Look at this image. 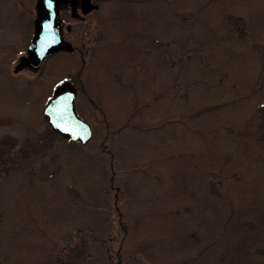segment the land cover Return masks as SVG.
Instances as JSON below:
<instances>
[{
    "label": "rangeland",
    "instance_id": "obj_1",
    "mask_svg": "<svg viewBox=\"0 0 264 264\" xmlns=\"http://www.w3.org/2000/svg\"><path fill=\"white\" fill-rule=\"evenodd\" d=\"M31 7L28 1L24 9L18 0H0V144L7 145V140L20 142L33 133L31 127L41 130L45 126L39 117L34 122L28 104L26 81L39 69L27 64L14 71L26 55L25 47L19 50L15 44L22 41L23 33L29 28L30 15L33 18L36 15L34 6ZM162 8L147 10L148 18L138 20V0H110L103 8L98 5L88 13H83L78 5L73 17L68 4L59 6L63 16L62 38L83 49L86 58L82 81L85 87L87 81L93 85L99 83L104 96L111 123L115 181L118 180L117 205L123 212L126 235L123 236L117 224L105 155L98 149L103 127L80 94L75 99L76 112L94 129L88 143L82 145L52 135L53 143L45 157L34 156L33 162L4 176L8 180L3 188L7 190L8 186L10 196L17 193L13 181L20 188L23 184L26 188L38 183L39 179L45 183L31 186L35 197L22 203L25 210L17 225L11 226L10 209L5 224L0 227V264H117L118 253L122 264H212L207 258L210 253L213 263V255L217 261L220 245L215 231V245L212 249L211 245L203 248L216 223L207 227V223L201 222L199 228L196 218L189 224L185 216L179 217L174 207L168 205L173 203L172 191L176 183L178 186V177L172 161L160 154L167 145V140L160 137L164 127L155 132L152 128H138V116L143 113L138 104L150 99L143 94L144 89L154 86L155 94L173 90L172 60L180 48L176 52L170 49L173 44L168 38L170 16ZM146 20L152 27L148 40L154 44L160 41V47L167 41L164 59L160 60V54L157 64L145 59L144 54L152 49L144 37L149 27ZM77 56L78 52L71 58L76 61ZM76 68L77 62L71 68L63 57H56L48 66L52 88ZM4 75L8 76L5 82ZM157 122L159 119L151 123ZM31 202H35L36 210L40 209L41 213L29 209ZM37 224L41 225L40 231L34 230ZM194 231L198 236L188 235ZM39 256L43 260H38ZM54 256L58 258L56 262Z\"/></svg>",
    "mask_w": 264,
    "mask_h": 264
},
{
    "label": "trees",
    "instance_id": "obj_2",
    "mask_svg": "<svg viewBox=\"0 0 264 264\" xmlns=\"http://www.w3.org/2000/svg\"><path fill=\"white\" fill-rule=\"evenodd\" d=\"M26 1L30 8L34 6L35 0H18V3L25 9ZM94 1L100 8L110 2ZM157 5L164 6L170 16L168 38L174 44L171 51L180 50L172 60L173 90L155 94L154 86L144 89L143 94L150 99L138 104L143 112L138 116V128H152L155 132L164 127L160 137L167 140V145L160 154L172 161L178 177V186L176 183L172 191L173 203L168 205L174 207L179 217L185 216L189 224L196 218L199 228L201 222L207 223V227L216 223L211 235L215 231L220 254L217 261L213 255L214 263L209 258L211 253L207 256L212 264H264V0H138V20L148 18L147 10L160 9ZM29 18V28L23 33L22 41L15 44L19 50L24 49L32 35L33 17ZM146 21L149 27L144 37L152 49L144 54L145 59L157 64L159 55L166 54L167 41L161 47L160 41L157 44L149 41L147 35L152 27ZM76 52L74 61L71 55ZM56 57H63L71 68L77 62L76 71L67 72L62 79L74 82L76 97L81 94L82 101L95 111L102 124L98 149L105 155L117 224L125 236L126 225L115 189L118 180L115 181L111 123L98 88L100 84L87 81L85 87L82 81L86 58L81 48L73 46L72 52L61 49L47 55L37 67L38 73L26 81L29 112L34 122L39 117L45 126L41 130L31 127L33 133L20 142L5 140L7 145L0 144V178L14 169L24 168L33 162L34 156L45 157L53 143L52 135H59L41 114L53 87L48 66ZM7 79L4 75L3 82ZM4 179L0 185V227L5 224L10 209L11 226L17 225L25 210L22 203L35 197L32 187L45 183L39 179L38 183L26 188L23 184L20 188L13 181L19 195L10 196L8 186L7 190L3 188L8 178ZM29 209L41 213L40 209L36 210L35 202L29 204ZM37 225L34 230L40 231L41 225ZM1 231L0 228V235ZM194 232L188 235L195 238L198 234ZM211 235L203 248L211 245L212 249L215 245ZM43 258L39 256L38 260ZM54 258L56 262L57 256ZM117 264H122L119 253Z\"/></svg>",
    "mask_w": 264,
    "mask_h": 264
},
{
    "label": "water",
    "instance_id": "obj_3",
    "mask_svg": "<svg viewBox=\"0 0 264 264\" xmlns=\"http://www.w3.org/2000/svg\"><path fill=\"white\" fill-rule=\"evenodd\" d=\"M63 0H36V15L33 20V34L26 45V55L15 65L14 71L29 64L38 67L43 58L58 50L73 51L69 41L60 33L59 5ZM72 11L77 0H67ZM81 10L88 13L97 7L91 0H80ZM67 29L70 26L67 25ZM76 87L69 80L57 84L42 107L50 128L65 138L85 144L92 136V128L81 118L75 108Z\"/></svg>",
    "mask_w": 264,
    "mask_h": 264
},
{
    "label": "flooded vegetation",
    "instance_id": "obj_4",
    "mask_svg": "<svg viewBox=\"0 0 264 264\" xmlns=\"http://www.w3.org/2000/svg\"><path fill=\"white\" fill-rule=\"evenodd\" d=\"M91 1L95 3L94 0H91ZM61 3H62V4H68V1H67V0H63ZM61 3H60V4H61ZM78 5H79L80 8H81L80 0H77L76 8H77ZM59 11H61V10H59ZM75 11H76V10H75ZM75 11H72V10H71L70 14H71L72 17L76 15ZM61 12H62V11H61ZM60 17H61V16H60ZM60 21H62V20L60 19ZM66 24H68V23H66ZM66 28H67V26H66Z\"/></svg>",
    "mask_w": 264,
    "mask_h": 264
}]
</instances>
